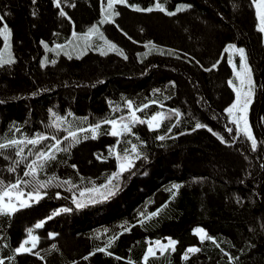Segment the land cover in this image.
I'll return each mask as SVG.
<instances>
[{
  "label": "trees",
  "instance_id": "1",
  "mask_svg": "<svg viewBox=\"0 0 264 264\" xmlns=\"http://www.w3.org/2000/svg\"><path fill=\"white\" fill-rule=\"evenodd\" d=\"M156 2L126 0L114 5V23L100 24L102 0H61L60 8L55 0H0V28L11 33L8 41L0 35V58L13 60L0 64V144L21 142L0 149V191L28 181L15 191L38 189L41 197L0 214L4 264H145L149 244L168 238L174 250L147 264H264L257 125L264 40L253 0H159L165 11L152 12L130 6ZM93 25L104 39L84 38ZM229 44L245 50L253 75L255 149L225 111L235 98ZM133 113L170 117L113 136L105 121ZM118 155L131 160L119 174ZM33 161L35 178L24 175ZM108 184L109 191L79 200ZM196 228L213 239L201 240ZM25 241L32 252L16 253ZM193 247L199 251L188 252Z\"/></svg>",
  "mask_w": 264,
  "mask_h": 264
},
{
  "label": "snow or ice",
  "instance_id": "2",
  "mask_svg": "<svg viewBox=\"0 0 264 264\" xmlns=\"http://www.w3.org/2000/svg\"><path fill=\"white\" fill-rule=\"evenodd\" d=\"M254 2L257 5L258 8V12L257 15L259 17V31L264 33V0H254ZM126 3V0H107V5L106 7L103 5V0H102V8L101 11L103 13V18L99 21L100 24H104V23H114V16L119 15L118 12L114 11V5L116 4H124ZM55 4L57 8H60V4H61V0H55ZM131 7H134L136 11H146V12H152L154 10H160V11H165L163 5L161 3H159V0H157V2L155 3L154 7H149V8H139L138 6H134V5H130ZM186 7H190V6H186ZM183 8H178L177 11H183ZM175 13L169 12L168 15H174ZM60 15L61 16H66L67 13L63 11V9L60 10ZM0 20H3V17L0 16ZM99 34V36L104 39L103 34L99 32V28L97 27V25H93L87 33L84 34V38L90 39L92 36ZM0 35H2L4 37L5 41H8L11 33L10 30L8 29L7 25H4L2 28H0ZM74 36H76V34H73ZM106 43L109 45V50L110 51H119L116 46L114 44H111L110 42L106 41ZM5 47H10L9 45H5ZM45 47L47 48V45H45ZM60 47V46H58ZM229 49H235L236 52H238L239 56H240V60H241V70L239 72L236 73L237 75V79L240 81V87L236 88V101L225 111H227L230 115L233 114L234 110H239L240 112L246 113L247 112V108L248 105L251 103V92H252V78H251V68L248 66L247 64V58L245 55V50L243 48H236L235 45H229L228 49H226V51H228ZM102 54H106V53H102ZM121 55H123L122 52H120ZM13 60L12 59H7L4 60L2 58H0V64H8V63H12ZM53 63H55V61H53ZM215 67V66H214ZM235 67V66H234ZM229 84H232V81H229ZM245 86H247V90L245 91ZM233 87L235 88L236 86L233 85ZM129 106L130 102H129ZM161 114H157L156 116H153L151 118V120H149L148 126L149 128H154L157 127L158 124L154 123L155 121H157V119L159 118ZM243 121V127H240V122ZM106 123H109L113 126V130H112V135L113 136H118L121 134L120 131L117 130V121L115 120H110V121H105ZM139 122L141 124L145 123L144 120H139L138 117H135L134 113H133V123ZM237 124V128L239 132L244 133V135H246L248 137V139H250L252 141V148L255 149L256 148V140L255 138L252 136V132L248 126V122H247V118L246 115L245 116H241L239 117L237 120L234 121ZM201 127H206L205 125H201L199 123L196 124V128H201ZM99 128V125H95L92 127L91 131L93 132V134L96 133L97 129ZM122 131H131V129L129 128V126L127 124H124L122 127ZM209 131H211V129H209ZM229 131H231V129H229ZM70 136L75 137V133H69ZM93 138H95L93 136ZM159 139L163 140L164 137H158ZM39 139L41 138H37L34 140H30L28 141L31 144H36L39 142ZM78 142V141H77ZM18 143H21L20 141L17 140H10L7 144H0V149L3 148H7L10 147L12 145H16ZM59 150V149H58ZM135 150V149H133ZM48 158H54V157H48L44 154H41V159L42 160H46ZM119 159V157H118ZM131 165V160L128 157L124 158V161L120 163L119 167L121 172L128 170V167ZM42 166V165H41ZM29 171L25 172L24 175L25 176H32L33 178H35V175L37 173V165L36 162L33 161L32 164L28 165ZM15 169H10V171H14ZM21 183H29L28 181H17L14 184H10L8 185L6 188H4L2 191H0V214L3 215H11L12 213L17 211V206L12 203V193L13 190H16L19 188ZM50 183V181L48 182ZM48 183H38V188H45L48 186ZM180 186L179 185H173V188L178 189ZM81 195H83V193H81ZM109 196L111 195H115L114 191H110L108 193ZM16 196V200L19 201V207L20 208H24V207H28V201L21 199V197L23 196V193L20 191H17L15 193ZM28 196L30 199H35V200H39L40 197V193L37 189V191L35 192V195H33V193H28ZM8 198V202H5V198ZM107 197H105L106 199ZM93 203H95L96 201H92ZM77 207H84V205L82 203H77ZM63 211H70V209H63ZM157 213H152V215H157ZM51 218V217H49ZM37 228L41 227V224H37L36 225ZM127 230V229H126ZM197 233H203V229H196L195 230ZM29 232L31 233V230H29ZM201 240L207 238V239H213L210 236H207V234H203L201 235ZM115 239V238H113ZM29 240L32 242V248H35L36 246V237L31 236V234L29 235ZM29 241H25L24 243L20 244L19 247H17L15 249L16 253H29L32 252V248L29 247H25V245L28 243ZM112 240H109V246L111 245ZM155 244L158 246L159 251L161 254H163L167 249L172 248V250H174V245L176 244V241L172 240L171 238H168V243L167 244H162L160 241H156ZM97 251L100 252H104L106 251L105 248H100ZM199 248H189L188 252L192 253V252H198ZM110 254V253H109ZM38 255V253H37ZM156 255V251L154 250V248L152 246H149L146 252V255L144 256V262L145 264H147L148 258L149 257H154ZM187 258V257H185ZM0 264H4L3 260H0ZM131 264V262H130Z\"/></svg>",
  "mask_w": 264,
  "mask_h": 264
},
{
  "label": "rangeland",
  "instance_id": "3",
  "mask_svg": "<svg viewBox=\"0 0 264 264\" xmlns=\"http://www.w3.org/2000/svg\"><path fill=\"white\" fill-rule=\"evenodd\" d=\"M253 4H254V7H255L256 15H257L258 8H257V5H256V3L254 2V0H253ZM257 20H258V24H259V17H258V15H257ZM262 34H263V40H264V33H262ZM229 45H234V44H229ZM229 45H228V46H229ZM228 46H227V49H228ZM235 46H236V45H235ZM236 48H242V47H238V46H236ZM227 52H228L229 63H230V65H231V67H232V70H233V74H232V76H231V78H230L229 81H232V84H231L232 87H233V85H235L236 87H235V88L233 87L234 92H235V98H234V100L232 101V103L229 104V105L226 107V109H228V108H229V107H230V106L236 101V95H237V93H236V88H239V87H240V81L237 79V75H236V73L239 72V71L241 70V60H240V56H239L238 52H236L235 49H229ZM236 56L239 57V62L236 61ZM247 64H248V66L250 67V65H249L248 62H247ZM234 66H235V67H234ZM250 68H251V67H250ZM251 78H252V92H251V103H252V100H253V93H254V90H253L254 80H253L252 71H251ZM244 90H245V91L247 90V86H245V89H244ZM251 103L248 105V108H247V112H246V113L240 112L239 110H234V112H233L232 115H230L229 113H228V115H229L230 119L233 120V121L237 120V119H238L239 117H241V116H245V115H246L247 122H248V126H249V128H250V130H251V132H252V136H253L252 126H251V123H250V120H249V111H250ZM134 115H135V114H134ZM155 116H156V115H155ZM135 117H137V116L135 115ZM165 117H170V115H164V114H161V115L159 116V118L157 119V121H155L154 123L159 124V122H160L162 119H164ZM123 119H124V120L117 121V130L120 131L121 134L124 132V131H122V127H123L124 124H127L128 126H130V124L133 123V114H130L128 117H125V118H123ZM139 120H140V119H139ZM149 120H151V118H150V119H147V120H144V121H145V124H146V126H147L148 128H149V126H148V123H147V122H148ZM133 124H134V123H133ZM235 124H236V123H235ZM236 126H237V124H236ZM240 127H243V121L240 122ZM237 129H238V128H237ZM112 130H113V126L111 125V132H112ZM118 157H119V159H118ZM125 157H126V156H121V155H118V156H117V163H118L117 171H116L117 174H119V173L121 172L119 165H120L121 162L124 161V158H125ZM112 187H113V185L108 184V185H106V186H104V187H102V188H99V189H92V190H90V191H87L85 194L81 195V197H80L79 200L84 201V200H86V199H91L93 196H96V195H99V194H101V193H104V192L109 191ZM16 192H17V191L13 190V193H12V203H14V204L17 206V208H18V207H19V201L16 200V196H15V193H16ZM22 193H23V192H22ZM33 195H35V194H33ZM21 199L28 201V204H30L32 201H37V200H35V199H30L29 196H28V193H23V196L21 197ZM5 202H8V198H7V197L5 198ZM196 229H201V228H196ZM196 229H195V230H196ZM195 233H196L199 237H201V235L205 234L204 230H203V233H197L196 231H195ZM156 241H160V240L152 241V242L149 244V246H152V247L154 248V250L156 251V253H157V252H160V251H159L158 246L155 244ZM160 242H161L162 244H167V243H168V239H166V240H164V241H160ZM149 246H148V247H149Z\"/></svg>",
  "mask_w": 264,
  "mask_h": 264
},
{
  "label": "water",
  "instance_id": "4",
  "mask_svg": "<svg viewBox=\"0 0 264 264\" xmlns=\"http://www.w3.org/2000/svg\"><path fill=\"white\" fill-rule=\"evenodd\" d=\"M260 76H261V81H262V97H261L259 110L257 113V125H258V128L262 136L264 137V127L262 123V112L264 110V64L261 69ZM262 167H263V183H262V191H261V204L264 207V159H263Z\"/></svg>",
  "mask_w": 264,
  "mask_h": 264
}]
</instances>
